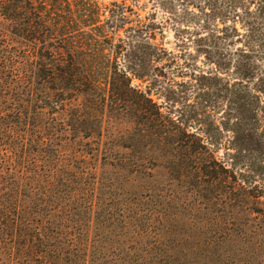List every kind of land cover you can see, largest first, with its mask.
I'll use <instances>...</instances> for the list:
<instances>
[{
	"label": "trees",
	"instance_id": "1",
	"mask_svg": "<svg viewBox=\"0 0 264 264\" xmlns=\"http://www.w3.org/2000/svg\"><path fill=\"white\" fill-rule=\"evenodd\" d=\"M128 1L0 0V264H264V232L250 235L264 227V0H181L194 22L164 7L191 65H212L181 84L199 89L193 105L161 69L174 57L157 15ZM213 87L227 105L210 102ZM109 118L129 127L110 135ZM225 131L235 141L218 159ZM157 177L199 213L223 188L206 234L220 238L167 240L147 208Z\"/></svg>",
	"mask_w": 264,
	"mask_h": 264
},
{
	"label": "rangeland",
	"instance_id": "2",
	"mask_svg": "<svg viewBox=\"0 0 264 264\" xmlns=\"http://www.w3.org/2000/svg\"><path fill=\"white\" fill-rule=\"evenodd\" d=\"M111 0H101V2L103 4H108ZM122 1V0H119ZM202 6L204 5L203 2H201ZM225 3V4H224ZM127 4H130V1L127 0ZM140 4L142 6H144V10H139V12L145 16L148 12H154L157 15V21L158 24H160L161 26H163V31L162 33L158 34L157 36V42L158 43H162L163 48L166 50V52L170 53L172 55V57H174V60H170V61H166L164 66H162V70L164 71V73H166V76L168 78V82L170 84H173V86L175 87V89H177L179 92H184V94L188 95L189 98L186 102V104H195L196 101H198L197 99H194L195 95L197 92H199L198 88H190L189 85L190 83H188L187 85H181L182 83H187V80H189V76L191 73L195 72L196 74H204V73H209L212 72L211 68L212 65H210L209 63L206 62V59L203 55L200 54V56L197 59H194V65L197 66V68H195L194 66L191 65V63H193V60L188 56L189 52H191L194 56L196 55V51L194 48H187L186 49L184 47H179L178 43H179V39L177 37L176 31H175V24L178 22L177 19L175 17H173L170 13H168L165 9L167 7H172L174 9V11H176L177 18L179 19L180 17L183 18L185 21L184 22H194L192 21V17L188 14H186L185 11V3H182L181 0H171V3H166L164 4L162 2V0H141ZM205 6V5H204ZM218 6L220 7H227L228 3L223 2L222 0H218ZM187 9V8H186ZM189 9V8H188ZM195 10V9H193ZM197 11V10H195ZM185 12V13H183ZM182 22V21H181ZM180 24H183L181 23ZM220 27H222V25H220ZM238 28H240V25L237 26ZM240 31H242L240 29ZM257 51L259 52V54L256 57L257 60V64H264V49L262 50L261 48H256ZM227 53V52H225ZM233 53V52H231ZM170 55V56H171ZM161 72V71H159ZM178 72H182L185 75L181 76V74H178ZM166 82V81H165ZM189 82V81H188ZM231 84L234 83V80H231L230 82ZM193 84H195V82H193ZM217 88H221L222 87L220 85H218L216 87ZM231 89V88H230ZM224 92V91H223ZM220 92V93H216L215 88L213 87V89L210 91L209 93V99L210 102L212 104L215 105H219L221 103L226 104V98H224V93ZM224 100V102H222ZM164 102V99H160L159 103ZM210 103V104H211ZM165 106L167 104H164ZM177 108L182 109V107L180 105H177ZM190 109V108H189ZM212 114L215 115V124H218L221 122V118H223V111H219L217 113L210 111ZM214 120V118H213ZM196 126H199L198 124H196ZM205 125H203V127L201 128H205ZM129 127V125L124 124L121 125L119 124V122L117 123V121L115 119H111L109 118L108 122H107V126H106V130L109 131L108 134L111 135L112 132H114L115 134H119L122 133L125 128ZM214 128V126L212 127ZM259 134V132H258ZM219 138V137H217ZM235 141L234 139V134L232 133V131H225L222 135H220V138L218 139V147L221 148L219 150V152L216 153V156L218 159H221V157H224L226 152H232L231 150L227 149L229 146H231L232 142ZM256 140H252L249 143H256ZM112 147H114V145H117L116 143H112L111 144ZM210 146V145H209ZM212 147V146H211ZM126 152V151H125ZM127 153V152H126ZM126 153H122L125 154V156H127ZM129 156V155H128ZM142 157H144V159H142V157H140V162H142V164H145L144 167L147 168L148 170L153 169L156 167V163L152 161V159H149L146 155H141ZM145 157H147L148 159H145ZM143 180V179H141ZM156 183H155V196H153L151 198V205L148 206L147 208L149 210H152L151 213L153 214V216L155 218H153L154 221V225L156 228H161V227H167L168 231L171 232V235L166 237L167 240L170 241H182V240H193L194 238L199 239L203 242L208 241L211 242L213 240H217L218 238H220V233L213 235L210 234L206 235L208 233V229L209 224L211 223V219L212 218H221L220 213L224 212L222 207H215V209L212 208V206H210V202H213L215 200V197H221L219 198L220 200H218V202H227L229 201V199H226L225 196L223 197L220 194H223V188H220V190H216L214 189L213 191H205V199L202 201L201 205H200V210L201 212H197L194 209H190L189 207L185 206L183 202L186 201H190L191 197L187 196L186 199V195L182 192H170L166 189V183L168 182L166 178L164 177H157L156 179ZM143 192V191H142ZM182 194H184L185 196H183ZM149 196V193L147 192H143L142 197L147 198ZM213 200V201H212ZM165 201H169V206L165 205L164 202ZM193 203L190 202V205L192 206ZM221 204V203H218ZM222 205V204H221ZM219 205V206H221ZM252 207L246 206L244 207L241 211H240V215H242V217L246 220L248 219H253L255 218L256 215L252 216L251 215V209ZM232 211V210H231ZM230 209H227L225 212V216L227 213L231 212ZM218 212V213H217ZM186 227V229L188 230V228H190L191 230L188 233H192L193 229L196 227H201L202 229L199 231V236H190L189 234H186L185 232H180L182 230H184V228ZM215 228V227H214ZM213 228V229H214ZM216 229V228H215ZM264 227H260L259 229H254V227H250V235L251 236H256L254 234H256V232H261L263 233L264 231ZM180 232V233H179ZM187 236H186V235ZM184 235V236H183ZM251 239V238H249ZM255 240V239H254ZM256 243H260L262 245H264V234L257 236L256 237ZM263 252V251H262ZM196 254H194L193 256H195ZM264 256V253L262 254Z\"/></svg>",
	"mask_w": 264,
	"mask_h": 264
}]
</instances>
